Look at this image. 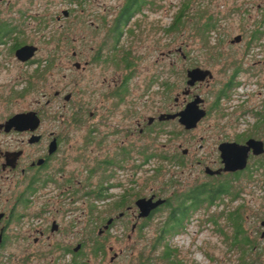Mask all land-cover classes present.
Returning <instances> with one entry per match:
<instances>
[{
  "label": "flooded vegetation",
  "instance_id": "1",
  "mask_svg": "<svg viewBox=\"0 0 264 264\" xmlns=\"http://www.w3.org/2000/svg\"><path fill=\"white\" fill-rule=\"evenodd\" d=\"M37 1L0 0V88L10 89L17 98L14 101L16 103L27 95L29 79L42 77L54 62L53 56L40 55L42 47L37 43L38 33L48 29V25L53 22L49 23V18L48 23L45 22L46 17L40 14ZM82 1L86 0H66L71 6L80 5ZM262 3L263 5L258 4L252 8L256 9L258 14L255 17L248 13L250 8L241 11L243 16L248 15L247 20L251 22L252 28L250 27L246 38L245 34H238L229 42L232 45L245 41L244 54L237 57L230 55L224 40L215 33L216 38L219 36L215 40V47L220 49L219 59H215V73L198 66L185 68L182 90L173 99L176 110L169 108L166 112L141 121L137 114L138 106H134L133 100L131 102L134 87L132 80L139 73L138 59L133 55L132 44L141 39L140 29L145 28L143 22L147 21L150 26L156 25L158 29H163L164 33L169 32L172 23L165 29L162 20L165 17L156 20V0L102 1L99 5L101 12H92L94 20L89 19L86 25L94 30L93 34L100 30L99 38L92 35L94 40H91L85 51L83 62L78 61L82 52H71L74 71L88 73V80H92L95 75L102 77L100 87H96V82L92 80L86 91L81 92L87 97L84 103L81 100L76 101L71 92L64 94L61 90H56L52 97L45 98V94H42V100L45 101L33 103L35 108L0 115V264H61L63 257H59L60 254L68 259L70 257L68 264H89L78 258L84 249L91 250L93 241L90 229L88 233L85 227L81 233L76 232L74 237L79 236L80 240L75 244L68 238H57L65 231L71 233L77 220L74 216V175L72 169L69 170L66 166L65 160H58L63 142L68 139L66 134L72 126L66 123L70 121L59 114L66 106H79V110H74L72 116L75 124H82L80 117L84 114L86 119L83 125H86V137L90 142L93 141V136L101 133L99 127L113 126L115 128L105 135L123 133L125 139H129L135 134L142 136L151 133L156 125L171 122L179 125L177 118L159 121L158 117L161 114L183 111L188 104L197 101V106L206 112L205 116L193 129L186 130L179 126L183 132H191L199 127L211 110L215 111V137H212L211 151L212 154L215 151L216 158L210 165L203 161L195 162L203 168L204 174L211 178L237 173L264 174V0ZM164 5L160 6L159 14L167 13ZM181 9L185 10L183 7L180 11ZM232 12L229 7L225 8L224 12L220 10L221 16L215 17V24L222 19H228ZM60 13L64 18H69L72 10L62 9ZM60 19L59 15L54 18L55 22ZM216 27L215 25V31ZM28 47H31V50L25 49ZM164 56L169 57V54ZM180 57L184 61L187 58L181 52ZM196 68L210 71L211 78L207 76L204 81H196L188 86L187 74ZM29 69H32L30 73ZM212 81L215 83V95L208 105L207 98L200 94V89L210 86ZM154 85H157L160 91L154 94L159 93L166 99L171 92V85L168 82H157L152 77L146 83V91L149 93ZM59 100H62V104L57 103L61 104L60 108L57 106L55 111L52 109L51 112L45 110L55 106L54 102ZM128 104L131 106H126ZM81 106H85V110ZM29 112L35 113L39 120L34 129L32 123L27 122L17 126L7 124L14 115ZM45 120L48 124L51 122L56 130L48 126L43 128ZM111 121L115 124H111ZM56 122H61L62 126L55 125ZM120 125H124L125 130H119ZM203 138L205 137L199 138L200 142ZM248 142L251 145L249 144L250 149L243 170L221 172L219 175L209 174L208 171L223 168L221 145L245 146ZM203 148L200 144L199 149ZM260 149L262 153L256 154ZM119 150L126 154L130 148L128 145L120 146ZM180 150L183 160L186 159L189 149ZM210 153L206 152V155ZM57 162L58 166L55 165ZM152 196L154 201L157 200L155 194H150L147 198ZM122 201L121 199L119 203L122 204ZM161 206L152 210L147 218L138 219L139 211L134 201L133 205L121 208L116 216L108 217L96 232V236L98 239L106 236L114 224L129 213L134 220L130 232L137 233L140 237L143 229L141 224L149 221ZM109 220L111 223L105 229ZM85 222L88 223V220ZM131 236L128 234L126 238L130 239ZM112 249L109 248V251ZM116 258L117 254L114 252L109 263L115 262Z\"/></svg>",
  "mask_w": 264,
  "mask_h": 264
},
{
  "label": "rangeland",
  "instance_id": "2",
  "mask_svg": "<svg viewBox=\"0 0 264 264\" xmlns=\"http://www.w3.org/2000/svg\"><path fill=\"white\" fill-rule=\"evenodd\" d=\"M102 1L104 0H96V2L86 0L82 1L80 5L72 6L66 0L37 1L40 14L46 17L45 22L48 18L49 23L53 22L48 25V29L41 32L42 38L40 33L37 38L38 45L42 47L40 55L53 56V66L42 77L29 79L28 93L24 99L17 103L14 102L17 98L10 89L0 88V115L4 113V116L16 110L35 108L33 103L45 101V99L42 100V94H45V98L52 97L56 90H61L64 94L71 92L76 101L81 100L84 103L87 97L83 96L84 94L81 92L86 91L89 83L93 80L96 82V87H100L102 77L95 75V79L88 80L90 78L88 73L74 71L71 52H82L78 61L83 62L85 51L91 44V40H94L92 35L99 38L100 30L93 34L94 30L89 29L86 25L89 19L94 20L92 12H101L99 5ZM156 2V20L165 17L162 20L166 29L180 11L184 0H156ZM262 2L263 0H189V7L185 9L181 19L182 25L176 32L166 30L167 33H164L163 29H158L156 25L150 26L147 21L143 22L145 28L140 29L141 39L132 44L133 55L138 59L139 73L132 80L134 87L131 102L133 100L134 106H138L137 114L140 120L155 117L160 112L168 111L169 108L173 111L176 110L173 99L182 90L185 68L198 66L215 73V59H219L220 54V49L215 47V40L219 37L216 38L215 33H218L224 40L230 55L237 57L244 54L245 41L235 42L232 45L229 42L238 34H245L244 38L248 36V31L252 28L251 22L247 20L248 15L243 16L241 11L244 8H250L248 13L255 17L258 14L256 9L252 8L258 4L263 5ZM163 5L167 13L159 14L160 6ZM227 7L232 8V15L225 20L221 18L222 20L215 24V17L221 16L220 10L224 12ZM62 9L72 10L71 16L64 18L60 13ZM81 10L84 11L81 13ZM57 15L61 17L59 22L54 20ZM208 18L211 19L214 28L215 25L217 26V31L214 29L210 32L209 42L203 44L204 36L197 33L196 27L208 21ZM178 50H181V54L187 57L185 61L181 59ZM166 54H169V57H165ZM31 70L29 69V73ZM152 77L157 82H168L171 85V92L166 99L159 93L154 94V92H160L157 85L151 87L149 93L146 91V83ZM13 79L14 76L11 80ZM75 81L77 84H74ZM200 94L207 98L209 105L215 95V83L213 84L212 81L210 86H203L200 89ZM97 100L98 98L94 102L96 103ZM54 103L55 106L45 110L47 112H51L52 109L55 111L57 106L61 107L62 100ZM126 106H131V104ZM81 107L85 110V106ZM74 110H79V106H66L65 110L59 113L62 118L70 121L66 123L72 124V126L66 134L68 139L63 142L58 160H65L66 166L69 167V170L72 169L71 172L74 175L76 190L74 216L77 220L71 233L65 231L57 238H68L75 244L80 240V237H74V234L81 233L84 227L87 233L90 229L93 243L91 250L86 248L79 256L78 260L82 262L110 264V258L115 252L117 258L112 264H135L139 251L150 246L159 227L166 219L168 214L166 208H161L152 215L147 225L141 230L140 237L137 233L130 232L134 220L128 213L114 224L106 236L97 239L96 232L105 223V220L108 217L116 216L120 211V209H116V206L123 197H126L127 205H133L138 198H147L150 194H155L157 199H167L171 202L176 195L186 193L195 186L205 183L212 184L216 179L226 181L230 177V175H225L217 176L221 178L216 176L211 178L206 176L203 168L195 163L203 161L210 165L216 158L215 151L213 154L211 151L212 137H215V111L213 110L197 129L188 133L183 132L176 122H171L160 126L156 125L152 128L151 133L142 136L135 134L127 140L123 133L105 135L110 133V129L115 128L113 126L99 127L101 133L93 136V141L90 142L86 137V125H83L86 117L84 114L82 116L79 114L82 124H75V119L72 116ZM79 116L77 115L76 119ZM60 119L59 117L58 120L60 121ZM50 123H46L45 120L43 128L48 126L56 130L55 126ZM54 124L62 126L61 122ZM111 124H115V122L111 121ZM124 127V125H120L119 130ZM200 137L205 138L200 142ZM200 144L204 146L203 149H199ZM126 145L130 150L124 154L119 148ZM185 148L189 149V153L183 160V165L179 166L175 163L182 156L180 149ZM206 152L211 153L206 155ZM147 155H152V158L143 162ZM160 157L167 159L163 161L165 159L160 160ZM106 162L114 163L107 166ZM55 165L58 166L59 163L57 162ZM263 181L264 174H252L250 178L243 175L234 182V186L242 189L240 200L231 202L228 197H224L218 207H211L206 213L203 209L194 213L186 231L173 237L170 242L171 246L179 250L178 258L182 260L183 264H235L236 254L233 251H228L227 243L224 242L218 229L220 226L228 235L231 234L225 219L218 220L217 231L212 225H203L202 222L211 214L232 211L237 207L243 208L241 212L244 216V227L250 236L263 235L260 246L264 250ZM103 190H105L102 193L105 199L94 198L97 192L99 194ZM85 220H88V223ZM128 234L132 235L130 239L126 238ZM116 235L121 236L117 237ZM97 242L103 245V251L100 254H98L99 252L94 254L92 251L93 244L96 245ZM109 248H113L111 252ZM148 251L146 250V252ZM207 256L212 260L210 261ZM59 257H63L60 261L61 264H68L67 261L70 260V257L68 259L62 254Z\"/></svg>",
  "mask_w": 264,
  "mask_h": 264
},
{
  "label": "trees",
  "instance_id": "3",
  "mask_svg": "<svg viewBox=\"0 0 264 264\" xmlns=\"http://www.w3.org/2000/svg\"><path fill=\"white\" fill-rule=\"evenodd\" d=\"M182 7L187 9L189 7V0H184ZM184 12L185 10L181 9V11L175 15L169 32H176L179 30L182 25L181 19L183 18ZM208 19L209 20L204 22L201 26L196 27L197 33L204 36V40L202 41L203 44L209 42V34L215 29L211 19ZM150 158H152V155L145 156L143 162L149 161ZM162 159H165L163 161H166L167 158L160 157V160ZM113 163L114 162H106V165L109 166ZM175 164L179 166L183 165L182 156H180ZM243 175H246V178L252 176V174L247 173L232 174L226 181L216 179L215 182L213 181L214 183L211 182L212 184L205 183L195 186L186 193L176 195L171 202L165 199L161 208H166L168 210L166 219L159 227L150 246L139 251L137 262L135 264H183L182 260L178 258L179 250L170 244L171 239L186 231L189 221L195 212L203 209L204 213H206L211 207H218V205L222 203L224 197H228L231 202L240 200L242 189L238 186H234V182L238 181ZM104 191L105 190L102 192L100 191L99 194L97 192L94 198L97 200L105 199L102 194ZM122 200V204L118 203L116 209L124 208L127 205L128 201L126 200V197H123ZM241 209L243 208L237 207L232 211L211 214L202 223L203 225H212L217 231V226H219L218 220L220 218L225 219L227 227L231 230V234L228 235L220 226L218 229L224 242L227 243L228 251H233L234 254H236L235 264H264V250L260 246L261 241H263L261 240L263 235L257 234L253 237L250 236L247 229L244 227V216ZM147 222L148 221L141 224V228L145 227ZM146 250L149 251L146 252ZM92 251L94 254L102 252V243L100 244L97 242L96 245L93 244ZM207 257L210 261L212 260L211 257Z\"/></svg>",
  "mask_w": 264,
  "mask_h": 264
},
{
  "label": "water",
  "instance_id": "4",
  "mask_svg": "<svg viewBox=\"0 0 264 264\" xmlns=\"http://www.w3.org/2000/svg\"><path fill=\"white\" fill-rule=\"evenodd\" d=\"M31 50V47L25 48ZM211 78V72L207 70H201L199 68L190 70L187 74L188 86L193 85L196 81H204L206 77ZM197 101H194L187 105V107L178 113L174 114H161L158 117L159 121L174 120L178 119L179 125L183 126L186 130H190L196 127L197 123L205 116L206 112L197 106ZM29 124L32 123V129L37 127L39 120L35 113L29 112L26 114L14 115L8 122V125L17 126L18 124ZM249 142L247 145H221V159L223 168L216 171H208L211 175H219L221 172H235L237 170H243L246 166L247 152L250 149ZM255 143H252V145ZM258 144V143H256ZM251 145V144H250ZM255 146V145H254ZM262 153V149L256 154ZM164 199H157L154 201V197L150 198H139L135 201V206L139 213L137 215L138 219L147 218L150 212L157 207L163 205ZM122 216V214H120ZM111 223V220L107 222L105 229Z\"/></svg>",
  "mask_w": 264,
  "mask_h": 264
}]
</instances>
